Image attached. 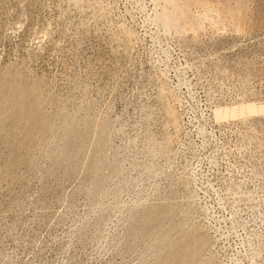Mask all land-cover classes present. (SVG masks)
Instances as JSON below:
<instances>
[{
	"label": "rangeland",
	"instance_id": "374dc122",
	"mask_svg": "<svg viewBox=\"0 0 264 264\" xmlns=\"http://www.w3.org/2000/svg\"><path fill=\"white\" fill-rule=\"evenodd\" d=\"M0 264H264V0H0Z\"/></svg>",
	"mask_w": 264,
	"mask_h": 264
},
{
	"label": "bare ground",
	"instance_id": "6f19581e",
	"mask_svg": "<svg viewBox=\"0 0 264 264\" xmlns=\"http://www.w3.org/2000/svg\"><path fill=\"white\" fill-rule=\"evenodd\" d=\"M163 24H164V23H163ZM164 26H167V25H164ZM182 248H183V247H182ZM186 251H187V250H186ZM179 252H180V251H179ZM180 254H181V253H180ZM180 254H179V255H180ZM179 255H178V256H179ZM180 256H181V255H180ZM173 259H174V258H173Z\"/></svg>",
	"mask_w": 264,
	"mask_h": 264
}]
</instances>
